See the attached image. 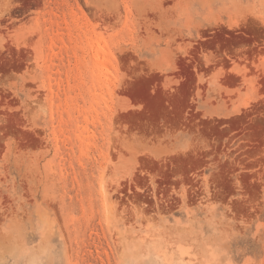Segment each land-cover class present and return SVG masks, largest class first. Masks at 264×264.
Returning <instances> with one entry per match:
<instances>
[{"label": "rangeland", "instance_id": "374dc122", "mask_svg": "<svg viewBox=\"0 0 264 264\" xmlns=\"http://www.w3.org/2000/svg\"><path fill=\"white\" fill-rule=\"evenodd\" d=\"M0 264H264V0H0Z\"/></svg>", "mask_w": 264, "mask_h": 264}]
</instances>
